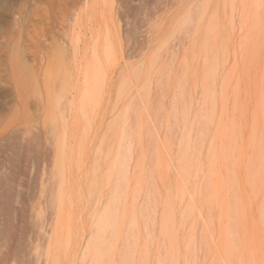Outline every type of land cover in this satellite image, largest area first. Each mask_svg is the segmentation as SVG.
<instances>
[{
    "label": "rangeland",
    "instance_id": "rangeland-1",
    "mask_svg": "<svg viewBox=\"0 0 264 264\" xmlns=\"http://www.w3.org/2000/svg\"><path fill=\"white\" fill-rule=\"evenodd\" d=\"M0 264H264V0H0Z\"/></svg>",
    "mask_w": 264,
    "mask_h": 264
}]
</instances>
